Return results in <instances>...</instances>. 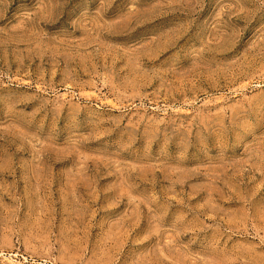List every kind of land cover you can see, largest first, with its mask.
Segmentation results:
<instances>
[{"label": "rangeland", "instance_id": "obj_1", "mask_svg": "<svg viewBox=\"0 0 264 264\" xmlns=\"http://www.w3.org/2000/svg\"><path fill=\"white\" fill-rule=\"evenodd\" d=\"M0 264H264V0H0Z\"/></svg>", "mask_w": 264, "mask_h": 264}]
</instances>
